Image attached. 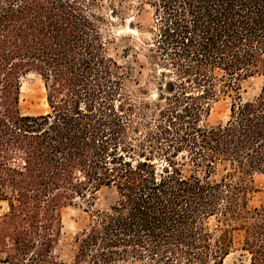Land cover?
<instances>
[{"label": "trees", "instance_id": "trees-1", "mask_svg": "<svg viewBox=\"0 0 264 264\" xmlns=\"http://www.w3.org/2000/svg\"><path fill=\"white\" fill-rule=\"evenodd\" d=\"M126 1L107 16L103 0H0V264H64L61 212L78 204L88 219L68 264H226L235 232L264 264V200L248 207L264 175V0H139V71L108 54ZM30 74L44 114L21 112ZM225 98L227 121L208 126ZM102 190L112 202L96 210Z\"/></svg>", "mask_w": 264, "mask_h": 264}, {"label": "rangeland", "instance_id": "rangeland-1", "mask_svg": "<svg viewBox=\"0 0 264 264\" xmlns=\"http://www.w3.org/2000/svg\"><path fill=\"white\" fill-rule=\"evenodd\" d=\"M109 0H103V13L109 14L107 6ZM110 26L106 33H109L112 42L108 44V54L120 63L130 62L136 71H139L138 64L145 63L139 49L142 42L149 39V34L144 33L151 24V10L139 0H127L124 3V13L117 19H108ZM138 30L141 32L139 33ZM126 48L134 50L126 52ZM136 62H138L136 64ZM147 70H142V74H136V80L140 86L146 81ZM20 109L25 115H39L48 111L45 100V90L40 78L36 75H27L20 80ZM262 86V77L254 76L244 80L240 85V96L247 101L258 95ZM150 93H154V87L150 85ZM231 100L225 98L212 104L209 116L206 119L208 126L225 123L229 117V107ZM255 192L248 196V207L250 209L258 207L264 200V175H256L253 178ZM112 194L108 190L98 193L94 209H105L112 202ZM3 208L4 204H1ZM0 212L2 210L0 209ZM88 214L84 212L81 205L65 208L61 212L62 230L55 254L59 261L68 264L74 252V239L76 235L87 224ZM235 251L226 259V264H248L249 255L241 250L243 244V234L234 233ZM0 258L2 256L0 255Z\"/></svg>", "mask_w": 264, "mask_h": 264}]
</instances>
